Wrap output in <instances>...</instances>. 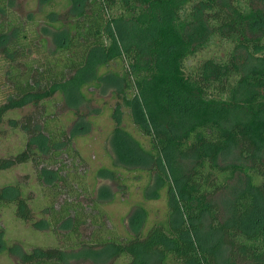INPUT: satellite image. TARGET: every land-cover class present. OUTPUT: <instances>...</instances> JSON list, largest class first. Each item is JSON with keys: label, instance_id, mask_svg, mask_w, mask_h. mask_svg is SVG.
Masks as SVG:
<instances>
[{"label": "trees", "instance_id": "16d2710c", "mask_svg": "<svg viewBox=\"0 0 264 264\" xmlns=\"http://www.w3.org/2000/svg\"><path fill=\"white\" fill-rule=\"evenodd\" d=\"M37 2L39 21L0 0V132L24 137L0 173L30 163L48 197L35 217L25 184H3L0 211L62 244L25 249L0 225V252L16 264H264V0ZM97 88L117 98L114 163L145 171L143 198L166 195L165 217L147 222L139 206L126 235L82 184L75 130L48 105L60 96L83 120ZM26 106L41 109L9 116ZM95 175L124 186L116 169Z\"/></svg>", "mask_w": 264, "mask_h": 264}, {"label": "rangeland", "instance_id": "374dc122", "mask_svg": "<svg viewBox=\"0 0 264 264\" xmlns=\"http://www.w3.org/2000/svg\"><path fill=\"white\" fill-rule=\"evenodd\" d=\"M16 6L22 15L33 14L38 21L43 18V12L38 7L37 0H16ZM213 48L215 50V47ZM118 66L112 65L109 69L117 71ZM112 91V88L106 92L102 88H97L93 92L86 91L89 98L87 107L86 105L80 107L81 111L86 112L85 115H87L83 120L78 119L69 106L60 101V96H56V100L51 101L48 105L53 103L49 110L52 109L57 113V118L64 123L66 130H75L73 146L79 152L85 169V173L82 175V184L89 190L94 188L97 192L102 191L100 196L103 202L100 206L104 211L108 226L114 232L126 235L131 228V219L137 214L136 211L139 206L146 213L147 222L163 219L168 210L164 189L157 197L143 198L142 187L147 180L144 170H129L114 163V153L110 144L114 126L111 110L117 98L114 97ZM37 110L38 108L26 106L10 112L9 116L18 118L31 112L37 116ZM122 124L143 147L147 146V137L136 130L126 114ZM2 128L3 131L0 132V157L15 153L23 146L24 142L22 132L13 130L7 123ZM101 167L118 170L123 177L124 186H121L120 182L108 178H97L95 174ZM15 181L25 184V191H28L31 196L30 202L36 209L34 216L38 217L39 208L46 203L48 195L38 184L34 167L30 163L20 164L0 173V186ZM0 225L5 230L4 239L7 243H19L25 249L32 246L47 247L62 244L57 235L50 232L49 229L35 230L30 223L18 220L10 207L0 211ZM88 231L89 229L86 228L85 232ZM16 260L14 255L0 252V264H16Z\"/></svg>", "mask_w": 264, "mask_h": 264}]
</instances>
